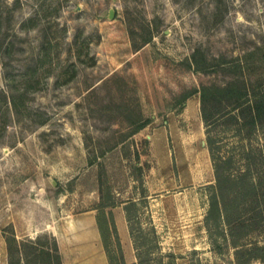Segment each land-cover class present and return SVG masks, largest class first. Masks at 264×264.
<instances>
[{
  "label": "rangeland",
  "instance_id": "1",
  "mask_svg": "<svg viewBox=\"0 0 264 264\" xmlns=\"http://www.w3.org/2000/svg\"><path fill=\"white\" fill-rule=\"evenodd\" d=\"M262 92L264 0H0V264L11 237L51 247L50 229L65 231L62 264H86L88 209L111 264H237L207 215L200 99L227 116ZM226 116L208 125L224 168L250 148L264 163L263 129ZM131 194L127 249L106 225ZM20 248L14 264H47Z\"/></svg>",
  "mask_w": 264,
  "mask_h": 264
},
{
  "label": "trees",
  "instance_id": "2",
  "mask_svg": "<svg viewBox=\"0 0 264 264\" xmlns=\"http://www.w3.org/2000/svg\"><path fill=\"white\" fill-rule=\"evenodd\" d=\"M200 111L206 126V143L214 168L215 183L212 187L207 215L223 224L226 232L230 234L229 244L234 248V261L237 264H264V163L263 159L253 154L250 148L244 152L245 165L237 174L228 172L224 166V159L220 158L215 151L214 138L210 135L208 125L213 118L226 116L217 97L202 96ZM227 116L235 118L238 131L248 136L256 127L264 131V92L252 93L250 101L238 106L236 112ZM226 116V117H227ZM135 122V120L133 121ZM142 124V123H141ZM140 124V125H141ZM138 125V126H140ZM262 150V149H261ZM137 201L129 199L124 205L126 218L131 219V206ZM99 217V216H98ZM105 251L111 264L110 254L105 234L99 219H97ZM107 233L111 235L114 227L113 218L107 222ZM113 226V227H112ZM30 247L24 256L26 259L30 254L38 256L40 253L46 255L47 264H62L56 241L51 247H44L36 240L18 241L14 236L9 240V252L11 254L10 264L15 263L12 253H22L21 245ZM27 253L29 255H27ZM139 258V256H138ZM134 264H137L136 262Z\"/></svg>",
  "mask_w": 264,
  "mask_h": 264
},
{
  "label": "crops",
  "instance_id": "3",
  "mask_svg": "<svg viewBox=\"0 0 264 264\" xmlns=\"http://www.w3.org/2000/svg\"><path fill=\"white\" fill-rule=\"evenodd\" d=\"M129 199L136 200L137 198L131 194L126 196L123 200H121L122 206H114V208L111 209L113 213L114 223L117 230V235L119 237V240L122 242V244L125 242L127 249H130L129 245V225L128 220L126 218V211L124 209V205L129 201ZM119 204V203H118ZM77 218H84L85 220L81 219L80 227L82 228V236L83 241L85 242L84 251L85 253H89L88 256L85 257L88 258L86 264H102L103 263V257L101 255V248L102 244L101 242V234L96 218L95 211L88 209L86 211H83L82 213H79ZM83 221V222H82ZM71 223V221H70ZM51 233L55 235V240L58 246L59 253H62L63 259L66 260V255L64 253V239L63 236L65 234V231H59V230H53L50 229ZM104 248V247H103ZM105 250V249H104ZM129 259L132 257L131 251L128 254ZM64 261V264H67V261ZM108 262V260H107Z\"/></svg>",
  "mask_w": 264,
  "mask_h": 264
},
{
  "label": "water",
  "instance_id": "4",
  "mask_svg": "<svg viewBox=\"0 0 264 264\" xmlns=\"http://www.w3.org/2000/svg\"><path fill=\"white\" fill-rule=\"evenodd\" d=\"M113 12H114V11H113V9H112V8H111V9H109V13H108V15H109V16H112V15H113Z\"/></svg>",
  "mask_w": 264,
  "mask_h": 264
}]
</instances>
